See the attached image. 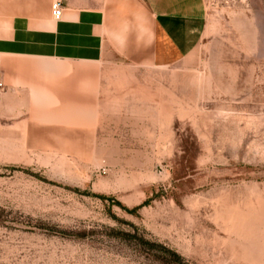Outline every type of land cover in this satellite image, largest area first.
<instances>
[{
  "label": "rangeland",
  "instance_id": "1",
  "mask_svg": "<svg viewBox=\"0 0 264 264\" xmlns=\"http://www.w3.org/2000/svg\"><path fill=\"white\" fill-rule=\"evenodd\" d=\"M202 2L181 61L39 72L43 114L0 123V264H264V0Z\"/></svg>",
  "mask_w": 264,
  "mask_h": 264
},
{
  "label": "crops",
  "instance_id": "2",
  "mask_svg": "<svg viewBox=\"0 0 264 264\" xmlns=\"http://www.w3.org/2000/svg\"><path fill=\"white\" fill-rule=\"evenodd\" d=\"M61 4L62 18L52 16ZM202 0H0V123L41 115L53 90L40 73L52 63L95 64L150 53L182 60L202 39Z\"/></svg>",
  "mask_w": 264,
  "mask_h": 264
},
{
  "label": "built area",
  "instance_id": "3",
  "mask_svg": "<svg viewBox=\"0 0 264 264\" xmlns=\"http://www.w3.org/2000/svg\"><path fill=\"white\" fill-rule=\"evenodd\" d=\"M51 11H52L53 18L56 21L61 20V18H62V8H61V4L59 2H56L55 4L52 5Z\"/></svg>",
  "mask_w": 264,
  "mask_h": 264
},
{
  "label": "bare ground",
  "instance_id": "4",
  "mask_svg": "<svg viewBox=\"0 0 264 264\" xmlns=\"http://www.w3.org/2000/svg\"><path fill=\"white\" fill-rule=\"evenodd\" d=\"M257 216L259 217V219L257 220V222H262V221H264V207L263 206H261L260 207V210L257 212ZM249 233H247V235H248ZM249 235H251V234H249Z\"/></svg>",
  "mask_w": 264,
  "mask_h": 264
},
{
  "label": "trees",
  "instance_id": "5",
  "mask_svg": "<svg viewBox=\"0 0 264 264\" xmlns=\"http://www.w3.org/2000/svg\"><path fill=\"white\" fill-rule=\"evenodd\" d=\"M145 206V204H143V205H141V206H139V207H137V208H135V209H133L132 211H128L129 213H136L138 210H140L142 207H144Z\"/></svg>",
  "mask_w": 264,
  "mask_h": 264
}]
</instances>
